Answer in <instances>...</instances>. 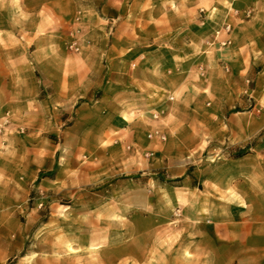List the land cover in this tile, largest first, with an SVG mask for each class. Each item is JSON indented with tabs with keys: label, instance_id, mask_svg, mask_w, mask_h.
Returning a JSON list of instances; mask_svg holds the SVG:
<instances>
[{
	"label": "crops",
	"instance_id": "obj_1",
	"mask_svg": "<svg viewBox=\"0 0 264 264\" xmlns=\"http://www.w3.org/2000/svg\"><path fill=\"white\" fill-rule=\"evenodd\" d=\"M78 26L86 35L70 54L66 30ZM253 65H264V0H0V113L42 110L47 126L59 124L67 140L93 152L110 141L134 145L146 160L158 156L180 129L178 112H192L197 99L210 114L211 103L232 104L248 92L239 82ZM190 130V122L180 129ZM232 137L230 145L243 149L245 140ZM258 149L235 159L253 168L236 169L233 217L205 220L195 238L179 237L171 250L156 251L155 263L148 253L138 264H264ZM4 202L0 186V264L16 256L20 239Z\"/></svg>",
	"mask_w": 264,
	"mask_h": 264
},
{
	"label": "rangeland",
	"instance_id": "obj_2",
	"mask_svg": "<svg viewBox=\"0 0 264 264\" xmlns=\"http://www.w3.org/2000/svg\"><path fill=\"white\" fill-rule=\"evenodd\" d=\"M82 31L66 30L70 54L78 53ZM262 69L253 65L244 74L239 83L248 92L232 104L219 109L211 103L210 114L197 99L192 112L177 111L180 129L190 122L192 135L176 130L150 160L134 145L113 148L110 141L103 153L88 150L67 140L59 124L47 126L42 110L0 113L4 217L15 218L20 233L16 256L4 264H138L136 258L148 253L155 263L157 250H171L188 234L195 238L203 221L233 217L228 206L236 198V169L253 168L251 160L239 165L235 159L255 144L253 152L264 154ZM237 111L246 114L231 116ZM231 135L245 140L243 149L230 145ZM190 140L194 144L185 146Z\"/></svg>",
	"mask_w": 264,
	"mask_h": 264
},
{
	"label": "built area",
	"instance_id": "obj_3",
	"mask_svg": "<svg viewBox=\"0 0 264 264\" xmlns=\"http://www.w3.org/2000/svg\"><path fill=\"white\" fill-rule=\"evenodd\" d=\"M224 28H225L224 31H225V32H228L229 27H228V26H225ZM225 43H226V41H222L220 44H221V45H225ZM73 46H74V45H73ZM73 46H71V47H73ZM163 139H164V138L161 137V140H163Z\"/></svg>",
	"mask_w": 264,
	"mask_h": 264
}]
</instances>
